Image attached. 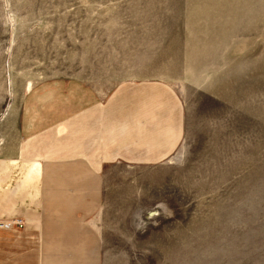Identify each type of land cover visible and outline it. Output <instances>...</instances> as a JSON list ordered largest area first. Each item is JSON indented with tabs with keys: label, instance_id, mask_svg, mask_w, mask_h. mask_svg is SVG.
I'll list each match as a JSON object with an SVG mask.
<instances>
[{
	"label": "rangeland",
	"instance_id": "obj_1",
	"mask_svg": "<svg viewBox=\"0 0 264 264\" xmlns=\"http://www.w3.org/2000/svg\"><path fill=\"white\" fill-rule=\"evenodd\" d=\"M53 76L180 93L175 153L105 170L102 264H264V0H0V154Z\"/></svg>",
	"mask_w": 264,
	"mask_h": 264
},
{
	"label": "crops",
	"instance_id": "obj_2",
	"mask_svg": "<svg viewBox=\"0 0 264 264\" xmlns=\"http://www.w3.org/2000/svg\"><path fill=\"white\" fill-rule=\"evenodd\" d=\"M18 145L0 154V264H102L105 170L166 161L184 136L180 93L160 79L104 92L75 76L32 85Z\"/></svg>",
	"mask_w": 264,
	"mask_h": 264
},
{
	"label": "built area",
	"instance_id": "obj_3",
	"mask_svg": "<svg viewBox=\"0 0 264 264\" xmlns=\"http://www.w3.org/2000/svg\"><path fill=\"white\" fill-rule=\"evenodd\" d=\"M25 221L22 218L15 219H0V226L2 227H14V226H23Z\"/></svg>",
	"mask_w": 264,
	"mask_h": 264
}]
</instances>
